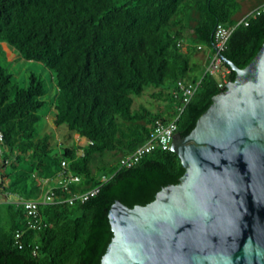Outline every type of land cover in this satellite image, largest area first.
Returning <instances> with one entry per match:
<instances>
[{
  "label": "trees",
  "instance_id": "obj_1",
  "mask_svg": "<svg viewBox=\"0 0 264 264\" xmlns=\"http://www.w3.org/2000/svg\"><path fill=\"white\" fill-rule=\"evenodd\" d=\"M243 2L0 0V41L56 78L47 116L44 81L31 73L29 85L20 87L0 60V169L7 168L3 189L33 198L55 186L58 198H70L102 184L103 175L110 177L84 203L41 205L39 229H27L26 211L9 203L5 222L0 220V264H101L113 238L108 216L112 204L146 205L163 187L178 183L185 170L172 150L156 149L129 168L119 167V158L96 169L91 165L97 154L133 152L158 120H170L182 103L180 80L199 84L178 122L177 134H190L213 97L225 90L206 70L196 73L199 64L193 55L199 44L212 48L218 24L233 25L241 18ZM190 21L195 22L192 27ZM189 35L195 45L187 41ZM263 43L264 13L251 17L248 26L239 25L223 54L244 68ZM230 70L232 81L236 74ZM148 87L157 90L153 96L175 103L172 113L135 106ZM43 116L53 128L66 125V136L80 135L88 142L80 146L72 138L57 147L53 133L40 127ZM63 159L80 177L67 189L57 187L54 177ZM44 177L52 180L41 189Z\"/></svg>",
  "mask_w": 264,
  "mask_h": 264
},
{
  "label": "water",
  "instance_id": "obj_2",
  "mask_svg": "<svg viewBox=\"0 0 264 264\" xmlns=\"http://www.w3.org/2000/svg\"><path fill=\"white\" fill-rule=\"evenodd\" d=\"M212 45L234 80L172 135L178 183L146 205L112 204L101 264H264V43L244 68Z\"/></svg>",
  "mask_w": 264,
  "mask_h": 264
},
{
  "label": "built area",
  "instance_id": "obj_3",
  "mask_svg": "<svg viewBox=\"0 0 264 264\" xmlns=\"http://www.w3.org/2000/svg\"><path fill=\"white\" fill-rule=\"evenodd\" d=\"M262 13H264V3L252 9L250 12H248L245 17L240 18L233 25L218 24L214 31V45L217 47L219 52L223 53V51L226 49L230 37L239 25L244 24L248 26L249 19L251 17L259 16ZM198 49H203V44H199ZM210 51L212 54L209 58L210 60H208L206 72H208L217 80L219 87L223 88L229 82L228 76L231 72L230 68L225 65L224 60L218 55L214 46L210 48ZM198 85L199 84H195L190 81L180 80L178 82V94L181 98L182 103L177 107L173 117L166 122L158 120L154 125L152 131L150 132L146 142L137 147L133 152L121 155L119 157V167H133L137 163H139L144 158V156L156 149H161L165 151L170 150L173 140L172 135L177 133L178 122L181 118V115L185 109V106L194 96ZM75 139L77 141V144L80 146L88 142L87 139L85 140V138L80 135H76ZM3 141L4 135L3 132L0 130V160L4 153ZM77 154L82 156L84 154L83 149H80ZM54 177L56 178L57 187H62L65 189H67L72 184H78L80 182V177L70 172L66 159H63L61 161L58 170L54 174ZM109 179V176L103 175L101 177L102 184L107 182ZM51 180V177L42 178L41 189H43V186L45 184H49ZM4 182V175L0 171V192H2L8 202L17 204L23 207V209L26 211L27 229H39L40 226L43 224V219L40 213L41 205H51L57 202L76 204L77 201L84 203L91 197L95 196L100 191V188L102 186V184H100L98 186H95L91 190H88L87 192L74 194V196L70 198H58L55 193L56 187L50 186L44 193H40V195H38L37 197L27 198L17 192L4 190ZM21 236L22 231H18L17 238H20ZM21 246L22 245L20 244V247Z\"/></svg>",
  "mask_w": 264,
  "mask_h": 264
},
{
  "label": "rangeland",
  "instance_id": "obj_4",
  "mask_svg": "<svg viewBox=\"0 0 264 264\" xmlns=\"http://www.w3.org/2000/svg\"><path fill=\"white\" fill-rule=\"evenodd\" d=\"M262 1L264 0H244L242 4V10L238 14V16L241 18L245 17L248 14V12H250L252 9L257 7L258 5L262 4L260 3ZM194 24H195L194 21H190L188 23V26L192 27ZM187 33H189V30L187 31ZM186 39L187 41H190L189 42L190 45L196 44L195 41L192 43V39L190 35ZM211 54L212 53L210 51V48L205 45H203V49H198L194 53L193 61L199 64V69L196 71L197 74L202 73L206 70L207 59L210 58ZM0 60H1L2 65L12 75L13 81L17 83L20 87H27L29 85V75L31 73H34L37 77H39L40 79L44 81V84L47 89V95L44 97V99L47 102V106L44 112H47V116H48L53 109L52 99L56 95L55 75L52 72H50L49 69H47L40 63L24 60L14 48H12L6 42H3V41H0ZM155 92H157V90H154V89H151V87H148L143 94L144 96H140L136 98L135 106L139 108L140 105H144L147 107V109H150L152 112H157L160 110L161 111L163 110L172 111L173 108L175 107V103L170 102L168 97L166 100V99H160L158 97L153 96ZM47 116H43L41 118L40 127H42L43 132H46L49 134L53 133L54 135L53 141L54 143H56L55 145L58 144L57 147L61 143L65 144L66 142H71L72 138L74 139V142L77 143L75 139V135L73 137L66 136L68 132L66 125H61L58 128H53ZM165 116L168 117V112H166ZM119 156L120 154H115L112 152H105L100 155L97 154L94 156L91 166L93 169H96L98 166H101L105 162L112 164L119 158ZM53 168L56 169V165L53 164ZM0 171L6 177L7 168L0 169ZM36 189L38 190L37 187ZM9 203L10 202H8V200L4 197V195L0 193V220L2 223L5 222V219L7 217V213L9 211V205H8Z\"/></svg>",
  "mask_w": 264,
  "mask_h": 264
},
{
  "label": "crops",
  "instance_id": "obj_5",
  "mask_svg": "<svg viewBox=\"0 0 264 264\" xmlns=\"http://www.w3.org/2000/svg\"><path fill=\"white\" fill-rule=\"evenodd\" d=\"M263 2H264V1H262V2H260V3H263ZM260 3H259V4H260ZM206 57H207V55H206ZM207 61H208V59H207ZM172 111H173V110H172ZM172 111H171V113H172Z\"/></svg>",
  "mask_w": 264,
  "mask_h": 264
},
{
  "label": "clouds",
  "instance_id": "obj_6",
  "mask_svg": "<svg viewBox=\"0 0 264 264\" xmlns=\"http://www.w3.org/2000/svg\"><path fill=\"white\" fill-rule=\"evenodd\" d=\"M263 3H264V2H263ZM263 3H262V4H263ZM260 5H261V4H260ZM258 6H259V5H258ZM75 136H76V135H75Z\"/></svg>",
  "mask_w": 264,
  "mask_h": 264
}]
</instances>
